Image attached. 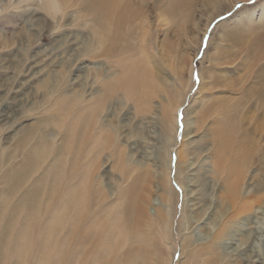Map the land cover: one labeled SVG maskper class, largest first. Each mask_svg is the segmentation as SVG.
Wrapping results in <instances>:
<instances>
[{
	"label": "rangeland",
	"instance_id": "374dc122",
	"mask_svg": "<svg viewBox=\"0 0 264 264\" xmlns=\"http://www.w3.org/2000/svg\"><path fill=\"white\" fill-rule=\"evenodd\" d=\"M125 1L129 5L126 20L119 39L112 42L111 24L100 29L85 0H0V250L12 238L11 220H22L21 208L28 202H23L24 196L46 168L58 160L56 165L63 163L70 174L73 156L64 150V143L70 123L76 121L79 134L73 138L85 133L87 148L86 156L79 157L78 168L93 160L89 218L99 215V208L105 205L112 206L111 213L122 211L126 203L120 198L126 199V190L133 186L132 216L140 237L146 239L144 248L139 242L136 246L145 249L150 264H246L230 254L225 241L230 245L235 239L244 241L245 225L255 216H263L264 210V113L258 103L251 105L256 97L243 95L264 65V52L259 51L261 57L256 60L250 58L253 50H248L250 38L264 34V28L256 30L264 25V0H193V6L184 14L178 12L177 19L161 12L177 0ZM47 3H52L50 8L44 6ZM232 5L229 12L208 23ZM231 30L238 31L241 45L232 42L231 35L227 38ZM166 45L170 49H164ZM220 49H227V55L218 54ZM139 52L146 54V60L141 59L138 67L146 66V73L149 71L142 75L143 85L128 94L108 96L87 123L81 112L104 96L106 82L134 62ZM247 65H252L249 71ZM211 96L222 98L224 106L238 107L239 115H250L238 127L237 137L223 152L222 167L216 171L212 169L218 142L211 127L222 115L214 109L204 112ZM187 132L194 137L188 139ZM246 133L251 158L239 167L234 199L226 182L233 177L230 163ZM95 139L99 146L89 150ZM36 148L39 160L11 182V172L21 170ZM140 149L147 150L149 157L152 154L156 166L151 159L139 158ZM189 161L195 167V191L200 193L202 206L196 215L189 211L182 189ZM170 188L176 192V200ZM142 199L143 215L139 208ZM210 205L212 217L198 225L197 217ZM257 209L262 212L257 214ZM2 261L0 256V264Z\"/></svg>",
	"mask_w": 264,
	"mask_h": 264
},
{
	"label": "bare ground",
	"instance_id": "6f19581e",
	"mask_svg": "<svg viewBox=\"0 0 264 264\" xmlns=\"http://www.w3.org/2000/svg\"><path fill=\"white\" fill-rule=\"evenodd\" d=\"M85 2L88 3L86 4L87 9L99 25L100 29H106L109 24H111L114 33L112 42L117 41L120 36L122 23L126 20L124 12L129 6L128 3L125 0H85ZM192 2L194 3L193 0H177L174 4H169L165 9H161V12H166L170 18L177 19L178 12L183 11L182 14H184L185 11L193 6ZM47 4L48 5H44L46 8L52 3ZM233 5L229 9L213 16L208 23L216 17L229 12ZM53 7L55 8L56 5H53L52 8ZM208 23L204 26V32H206L205 29ZM259 28H264V25L257 27L256 30ZM238 34L237 30H231L227 34V38L229 37L228 35H231V41L239 43ZM102 35L104 36V33ZM258 38L262 39V41L259 42ZM250 39L248 50H253V53H250V58L257 60L261 57L257 56L260 55L258 52H264V34L263 37L257 36ZM201 40L202 36L196 41L198 48H200ZM242 43L243 41L238 45H241ZM208 44H210V41ZM165 48L170 49L169 45H166L164 49ZM217 52L223 56L227 55L228 50L220 49ZM139 53L143 57L138 55L134 62L124 65L120 74L106 82L104 86V96L97 98L91 105L81 112L84 114V120L87 123H91L92 113L104 105L105 99L108 96H113L118 92L128 94L143 85L142 75L148 74L149 71L146 73V66L143 69L138 67L141 59L146 57L144 52ZM170 54H172V52H170ZM232 56L236 57L237 53H233ZM251 66L252 65H247V71L250 70ZM218 76L215 75L214 78H219ZM243 77L244 75L240 76V81H242L241 79ZM199 79L200 86L203 80L202 73L199 74ZM243 92L244 94H242L248 96L247 98L251 99V97H256V102H252L251 105L258 103V107L262 109L261 112L264 113V65L258 68L255 75L252 77L250 86L248 85ZM250 99L248 100L250 101ZM136 100L138 103L139 98L137 97ZM205 106L206 107L203 109L204 112L208 113L210 109H214V112H219L222 115L220 119H215L211 127V135L213 139L218 142L217 157L214 159V168L212 169L213 171H216L220 170L222 167L223 159L225 157L223 152L237 137L236 134L238 127L247 123L250 115H247L246 113L239 115L240 111L238 107L232 108L224 106L223 99H218L217 96H211L208 104ZM187 125L188 124H186V126ZM69 126L71 128L69 130L68 138L64 143V150L71 153L73 156L70 174L63 163L60 162L56 165L58 160L54 161L48 168H46V173L44 175H42L43 173L41 174L42 176L39 178V182L35 183L36 185L30 189L31 191L29 190L30 192L24 196L25 198L23 199V202L24 200H28V202L26 206L22 205L20 213L22 214V220H20V222L16 221V219L11 220L10 228L12 229V238L8 245L3 250H0L3 264H12V261H16L17 264H138L137 262H139V264H150L145 249H143L144 246H146V239L140 237L142 234L141 232L139 233L140 230L132 216L134 211V204L131 199L133 186L126 190V199L120 198L126 203L125 208L122 211L114 209L113 213H111L112 206L105 205L99 208V210H101L99 215L93 216L92 218L87 216V209L90 200L93 202L92 194L90 195L89 190V170L93 164V160L78 168L79 157H82V155L86 156L87 154V148L86 150L84 148V138H86L84 136L86 134H81V137L76 140L73 136L79 134L77 133V122L72 121ZM258 127L260 128V124H258ZM151 136L152 135H150L149 138H151ZM185 136L188 139L194 137V135H191V133L188 132L185 133ZM107 137L108 136L105 135L106 139ZM246 137L247 133L244 135L242 134V139L236 146L238 153L236 152V157L232 159L229 167V172H233V177L228 179L229 183L228 181L226 182L228 188L231 190L229 191V195L234 197V199L235 197L237 198L236 195L238 193L240 179L239 167L246 164L251 158L250 148H247L248 146L246 145V142L249 143V141ZM96 141L97 139L93 140L94 143L89 147V150H93V148L99 146V142L96 143ZM38 150L39 149L37 148L33 150V156H28L27 163L21 170L11 172L9 176L11 182L18 181V178L23 175L24 171L26 172L28 167L31 166L32 162L38 157L36 155L37 152H39ZM43 150L44 151L40 152L41 157L45 154V149ZM144 150L145 149H140L138 154L139 158L151 159L156 166L155 160L151 156L152 154L149 157V154L147 155V150ZM84 152H86V154ZM150 152L151 151H148V153ZM171 152L172 150L170 151V154ZM118 157H120L119 154ZM37 160H39V158H37ZM194 170L195 167L192 166V162L189 161L185 170L186 172L183 176L184 185L182 189L183 192H185L186 204L187 201L189 202L187 204L189 211L196 215V212L202 210V206H200L198 202V195H200V193L195 191ZM44 189L46 190L45 199L42 201L40 199L42 198ZM170 190L171 196L174 195L175 197L176 192L172 188H170ZM100 194V192H97V195ZM116 203L117 204L115 205H119L118 202ZM23 206L25 208H23ZM210 207L211 205L208 210L199 214L196 219L198 225H204L206 223L205 221L212 217L213 211ZM139 208L141 215H143L146 211L143 199L139 202ZM14 211H16V209ZM256 211L257 214L262 212L260 209H257ZM44 214L45 216L42 219L41 217ZM261 215L263 216H255L254 220H251V222L245 225L248 227H244V234H242V237L246 235L244 241L235 239L236 241L233 245H230V241H225V246L231 248L230 254L232 252V255L237 256L236 258L241 257L246 264H264V210ZM219 233L216 231L214 234L219 236ZM204 238L206 237H198V240ZM138 242L140 243V246L143 247L142 251H140V247L136 246V243ZM213 245L215 250L216 245L214 243ZM225 246H223V250L227 249ZM224 256L227 255L225 254ZM233 258L234 257H232V259ZM214 260H216L215 256H213V261Z\"/></svg>",
	"mask_w": 264,
	"mask_h": 264
}]
</instances>
